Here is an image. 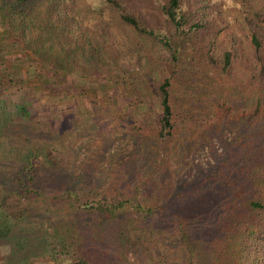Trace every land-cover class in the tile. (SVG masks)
Listing matches in <instances>:
<instances>
[{"label":"trees","instance_id":"16d2710c","mask_svg":"<svg viewBox=\"0 0 264 264\" xmlns=\"http://www.w3.org/2000/svg\"><path fill=\"white\" fill-rule=\"evenodd\" d=\"M151 1L154 12L147 20L131 0H0V38H15L8 46L24 68L16 77L0 71L2 87L4 82L39 89L57 107L74 94L66 76L91 83L111 115L123 109L126 117L132 101L131 111L151 125L160 149L148 185L138 177L135 185L105 191L97 185L122 158L119 148L106 157L93 186H82L81 174L71 170L59 181L62 164L74 163L62 159L67 139L30 143L25 132L31 135L35 124L26 123L24 133L18 124L11 127L16 139L30 144L18 160L0 156V264H55L57 254L72 263H120L131 249L149 253L166 233L176 236L180 264H207L217 252H225L231 264H264V29L257 19L264 2L253 16L242 11L239 0ZM230 8L253 27L233 30L236 25L224 21ZM229 18L232 22L234 14ZM155 44L168 56H155ZM124 54H135L136 69L127 72L117 64ZM0 55L3 64L2 50ZM182 59L200 74L199 88L209 89L214 81L236 87L250 105L247 118L258 116V124L249 129L241 115H233L235 122L223 120L230 109L219 104L220 151L211 148L205 167L187 180L174 178L167 189L160 187L157 171L162 147L176 131L175 116H182L171 94ZM151 69L158 70L159 80L146 89ZM18 108L19 119L31 122L27 103ZM65 110L61 106L57 114ZM202 110L214 115L209 106ZM7 124L1 126L5 140ZM255 131L260 137L249 135Z\"/></svg>","mask_w":264,"mask_h":264},{"label":"rangeland","instance_id":"374dc122","mask_svg":"<svg viewBox=\"0 0 264 264\" xmlns=\"http://www.w3.org/2000/svg\"><path fill=\"white\" fill-rule=\"evenodd\" d=\"M239 1L241 6H243L242 11L253 14V16L259 11V7H262V2H264V0ZM131 2L135 4L143 19L150 20L153 15L151 12H154L151 0H131ZM230 9L232 12L229 15L234 14L235 18L230 22L229 15H227L224 21L235 24L236 27L232 28L233 30L240 28L243 32H246L249 27H253L252 23L247 25L242 20V13L233 10L237 8ZM257 19L259 20L258 25L264 29V14L262 13L261 18ZM4 36L0 38V50L3 52V64H0V71L5 70L6 73H13L15 77L20 74L23 75V63L20 57L17 56L19 54L13 52L12 46H8L9 43L15 41V38L12 37L11 39L7 34ZM153 53L155 56H168V52L158 44L154 45ZM162 61L165 62V60ZM140 62L143 63L144 59H140ZM117 64L122 66L127 72L138 67L135 54L132 56L124 54L117 60ZM157 71V69H151V72L149 70L146 72L145 75L147 77L143 81L146 89L153 88L158 83L159 73ZM199 75L195 71L192 62L186 59L179 61L174 70V84L172 85V90L170 89L172 105L177 111H180L182 116L180 118L175 116V134L162 147L163 155L158 163L157 171L160 175L159 185L161 188H170L174 178L178 180L191 178L198 167H205L207 161H211L209 154L211 148L220 151L217 136L220 125L219 118L221 117L217 112L219 104L222 103L230 109L231 115L226 114V119L223 118V120L235 122L237 119L233 115H241L242 118H246L249 129L254 130V127L258 124V116L251 115L247 118V114H250L248 111L250 105L242 98V94L236 87L214 81V83L210 82L209 89L205 86L199 88L196 84V79L200 77ZM66 78L67 81L73 82L74 94L72 93L71 97L63 105L57 107L51 99L45 98L44 93H41L39 89L25 88L19 84L8 85L4 82L1 83L3 87L0 85V136L3 134L1 133V126L9 123L7 124L9 137H6L7 140H5V137L0 138L3 141L0 147V156L8 155L14 160H18L25 154L29 144L33 141L41 142V144L43 142L44 144L50 138H65L67 139V146L62 151V159L65 162L70 157L74 159V163L71 165L62 164L59 181L62 180L61 174L71 170L73 175L81 174L82 186H93L95 183L94 177L101 173L106 157L119 148L122 152V158L109 170L103 184L98 186L96 183L98 189L113 191L125 188L126 186L137 184L136 180L138 177H142L141 181H145L148 185L146 180L149 181V178H147L150 176L149 167L159 157L157 152L159 147L154 143L155 141L150 131L151 125L140 117L141 113L135 115L131 111L133 109L132 101L128 109L124 110L126 117L123 116V109L121 113L111 115L109 108L103 107L101 102L98 101L99 92L94 88L93 84L79 81L73 76H66ZM187 89H189L190 93H188ZM21 101L27 103V107L30 110L28 120H31V122H23L25 121L23 117L19 119L18 103ZM113 103L119 104L116 101ZM61 106L66 109L63 116L59 113L57 114L58 108ZM207 106L212 109L214 115H204L202 109ZM115 111L116 108H114L113 113ZM40 120L44 121L48 130H44L45 125ZM26 123L35 124L37 127L35 131L31 130L30 127V131H33L31 135L25 132L28 131L29 127ZM16 124L19 126V131L25 132L27 137H31L30 143L15 138L11 132V127ZM55 128L62 129L64 133L59 134ZM261 131H264L263 128H261ZM249 135L251 137L259 136L257 131ZM10 137L12 138L10 139ZM42 139L46 141H42ZM184 148L186 149L185 152ZM57 178L55 176V179ZM160 240H158V245L154 246L149 253L131 249L125 253L120 263L116 259L113 263L180 264L181 255L178 251L176 236L172 233H166L162 234ZM56 257L55 264H80L72 263L59 254ZM210 257L207 259V264H231L228 262L225 252L213 253ZM0 263L2 262L0 261ZM33 264L50 263L46 260H41L35 261Z\"/></svg>","mask_w":264,"mask_h":264}]
</instances>
